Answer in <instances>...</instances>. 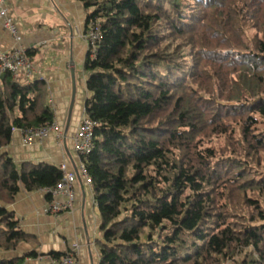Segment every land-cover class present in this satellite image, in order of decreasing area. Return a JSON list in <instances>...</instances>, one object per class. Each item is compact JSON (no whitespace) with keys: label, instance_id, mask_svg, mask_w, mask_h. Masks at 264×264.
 Listing matches in <instances>:
<instances>
[{"label":"trees","instance_id":"trees-1","mask_svg":"<svg viewBox=\"0 0 264 264\" xmlns=\"http://www.w3.org/2000/svg\"><path fill=\"white\" fill-rule=\"evenodd\" d=\"M78 1L102 25L83 158L100 264H264V0ZM54 122L45 81L0 75V253L31 240L7 206L63 179L5 149Z\"/></svg>","mask_w":264,"mask_h":264},{"label":"crops","instance_id":"crops-1","mask_svg":"<svg viewBox=\"0 0 264 264\" xmlns=\"http://www.w3.org/2000/svg\"><path fill=\"white\" fill-rule=\"evenodd\" d=\"M9 16L16 24L21 42L0 23V53L22 46L32 53L35 67L44 78L49 92V104L55 114V122L61 127L62 141L56 132L47 138L34 139L23 144V135L16 130L11 144L5 151L18 166L27 162L47 163L56 167L65 166L68 172H76L80 159L74 147L73 137L86 117L85 103L91 96L87 90L89 74L85 63L89 47L84 36L87 32L88 13L78 0H6ZM76 85H80L79 109L72 116L70 130L65 137L72 98V73ZM21 76H25L21 74ZM75 205L70 212L58 216L45 213L49 203L44 190L34 193L21 192L15 202L7 206L14 212L20 226L31 240L16 251L0 253L1 258H22L31 252L39 257L27 258L23 264H50L51 254L65 255L78 245L79 264H100L99 242L101 214L96 203L92 185L80 178L75 187ZM56 201H63L58 197Z\"/></svg>","mask_w":264,"mask_h":264},{"label":"built area","instance_id":"built-area-1","mask_svg":"<svg viewBox=\"0 0 264 264\" xmlns=\"http://www.w3.org/2000/svg\"><path fill=\"white\" fill-rule=\"evenodd\" d=\"M0 23L3 24L5 29L10 31L16 43L20 44L22 38L16 24L9 16L6 0H0ZM101 30L102 25L99 21H91L87 25V32L84 39L89 47V53H91L92 58L96 56L98 51L97 42L102 36ZM5 74H11L14 78H19L21 74H24L25 77L30 79L38 78L44 81V78L35 67L32 56L20 45L0 53V75ZM96 126L97 124L86 116L73 137L75 151L80 159L78 172L80 177L84 178L88 185H92V179L86 171L83 158L90 154L94 148ZM19 131L23 135L24 145L30 144L34 139H45L51 132H56L59 140L62 141L63 139L61 127L56 122L48 127L20 129ZM61 170L63 172L61 182L54 188L44 190L47 195L52 196V199L46 206L45 213L54 216L70 212L74 209L76 198L75 187L79 180L77 172H68L65 166L61 167ZM58 197H62L63 201H56ZM79 248L77 245L74 251L65 254L63 257L51 259L50 264H79L77 260Z\"/></svg>","mask_w":264,"mask_h":264},{"label":"water","instance_id":"water-1","mask_svg":"<svg viewBox=\"0 0 264 264\" xmlns=\"http://www.w3.org/2000/svg\"><path fill=\"white\" fill-rule=\"evenodd\" d=\"M72 73V98H71V104H70V110H69V114H68V120L66 123V127H65V137L67 138L68 134H69V130H70V125H71V121H72V116H73V109H74V105H75V99H76V90H77V85H76V76H75V71L71 70ZM3 78V77H2ZM79 179L81 178L79 175L78 170H76Z\"/></svg>","mask_w":264,"mask_h":264},{"label":"rangeland","instance_id":"rangeland-1","mask_svg":"<svg viewBox=\"0 0 264 264\" xmlns=\"http://www.w3.org/2000/svg\"><path fill=\"white\" fill-rule=\"evenodd\" d=\"M81 88V86L78 84L77 85V90H76V93H77V95H76V99H75V105H74V109H73V119H74V116H77V113H78V109H79V100L81 99V96H80V89ZM215 142L217 143V139L215 140ZM223 143V142H222ZM218 144H219V142H218Z\"/></svg>","mask_w":264,"mask_h":264}]
</instances>
